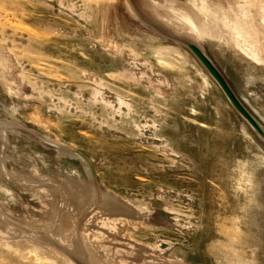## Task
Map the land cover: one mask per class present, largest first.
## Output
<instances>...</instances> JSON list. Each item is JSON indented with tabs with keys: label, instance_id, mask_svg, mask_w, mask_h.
I'll return each instance as SVG.
<instances>
[{
	"label": "rangeland",
	"instance_id": "1",
	"mask_svg": "<svg viewBox=\"0 0 264 264\" xmlns=\"http://www.w3.org/2000/svg\"><path fill=\"white\" fill-rule=\"evenodd\" d=\"M0 264H264V0H0Z\"/></svg>",
	"mask_w": 264,
	"mask_h": 264
},
{
	"label": "water",
	"instance_id": "2",
	"mask_svg": "<svg viewBox=\"0 0 264 264\" xmlns=\"http://www.w3.org/2000/svg\"><path fill=\"white\" fill-rule=\"evenodd\" d=\"M140 12H141V10H139V13ZM146 20L149 24L152 25V27L156 28L162 34H164V35H166V36H168L174 40H177V41H180V42L186 44L197 55V57L206 65V67L208 69H210L216 75V77H218L217 74L215 73V71L213 70L212 66L210 65V63L207 61L205 56L202 54L201 50L195 45L194 42H192L190 39H188V37H186L185 35L175 34L170 29H167L166 27H164L160 24H156L154 21H152L150 19H146Z\"/></svg>",
	"mask_w": 264,
	"mask_h": 264
},
{
	"label": "bare ground",
	"instance_id": "3",
	"mask_svg": "<svg viewBox=\"0 0 264 264\" xmlns=\"http://www.w3.org/2000/svg\"><path fill=\"white\" fill-rule=\"evenodd\" d=\"M156 21L159 22L160 20H156ZM160 22H161V21H160ZM160 22H159V23H160ZM161 24H163V23L161 22ZM174 32H175V31H174ZM159 33H160V32H159ZM176 33H181V34H182V33H186V32H185V30H183V31H181V32H176ZM160 34H161V33H160ZM1 125H2V124H1ZM71 154H72V153H71ZM74 237H75V236H74ZM74 242H75V241H74ZM78 242H79V241H78ZM77 245H78V244H77ZM77 245H76V246H77ZM77 247H78V246H77ZM74 249H75V248H74ZM77 249H78V248H77ZM82 249H83V248H82ZM72 250H73V249H72ZM79 251H80V250H79ZM73 252H74V251H73ZM77 252H78V251H77ZM78 253H80V252H78ZM78 253H77V254H78ZM73 254H74V253H73ZM78 255H79V254H78Z\"/></svg>",
	"mask_w": 264,
	"mask_h": 264
}]
</instances>
